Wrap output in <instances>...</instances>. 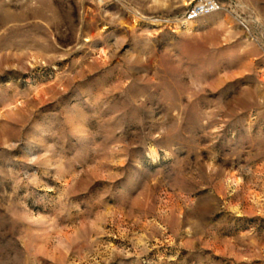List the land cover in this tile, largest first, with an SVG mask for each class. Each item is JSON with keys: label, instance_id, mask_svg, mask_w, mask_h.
Instances as JSON below:
<instances>
[{"label": "rangeland", "instance_id": "1", "mask_svg": "<svg viewBox=\"0 0 264 264\" xmlns=\"http://www.w3.org/2000/svg\"><path fill=\"white\" fill-rule=\"evenodd\" d=\"M195 2L0 0V264H264V0Z\"/></svg>", "mask_w": 264, "mask_h": 264}, {"label": "bare ground", "instance_id": "2", "mask_svg": "<svg viewBox=\"0 0 264 264\" xmlns=\"http://www.w3.org/2000/svg\"><path fill=\"white\" fill-rule=\"evenodd\" d=\"M195 1V0H194ZM192 3V2H191ZM190 3V4H191ZM189 4V5H190ZM221 8L218 9H210V10H205V11H200V13L197 14H190L189 17H187V19H184L182 21H178L174 23V31L178 32V31H191L194 29L195 27V19L206 15V14H211L214 13L216 11H219ZM156 25V24H155ZM150 154L151 156L155 157L157 155L156 150L153 148H151L150 150ZM238 178V177H237ZM237 180V179H236ZM238 181V180H237ZM236 183V182H235ZM234 183V184H235Z\"/></svg>", "mask_w": 264, "mask_h": 264}, {"label": "built area", "instance_id": "3", "mask_svg": "<svg viewBox=\"0 0 264 264\" xmlns=\"http://www.w3.org/2000/svg\"><path fill=\"white\" fill-rule=\"evenodd\" d=\"M220 6L216 2V0H197L195 4L191 7L188 16L190 14H197L200 13V11L210 10V9H218Z\"/></svg>", "mask_w": 264, "mask_h": 264}]
</instances>
